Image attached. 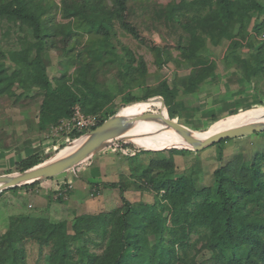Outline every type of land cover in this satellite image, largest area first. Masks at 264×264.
Instances as JSON below:
<instances>
[{
    "label": "trees",
    "instance_id": "trees-1",
    "mask_svg": "<svg viewBox=\"0 0 264 264\" xmlns=\"http://www.w3.org/2000/svg\"><path fill=\"white\" fill-rule=\"evenodd\" d=\"M59 3L0 0V98L8 97L19 103L41 97L36 128L45 140L51 139L50 128L70 118L76 106L86 115L99 117L96 127L113 116L116 112L112 108L105 110L110 103L106 94L109 90H114L115 96L125 103L121 110L157 97L163 101L170 120L189 119L197 108L191 107V101L187 106L178 98L197 99L207 83L220 79L217 62L206 57V53L208 47L223 43H226L221 58L223 68L235 70L240 83L250 86L243 94L251 97L236 99L234 103L227 101L223 107L225 117L264 107L257 89L252 87L253 83L264 80V41L259 40L264 0H143L139 3L60 0ZM58 12L62 23L55 19ZM139 18L156 30L178 33L176 47L187 64L188 75L176 77L171 83L162 80L156 87L145 86V62L118 45L114 33L118 23L123 31L141 40L134 24ZM84 35L89 38L81 52L72 56L58 77L50 78L51 50L72 53L75 48L69 47L70 42ZM151 49L158 67L163 66L168 54L165 48ZM86 55L90 57L87 59ZM72 66L75 68L70 74ZM105 66L115 67L118 82L112 79V84L95 95L92 90L100 86L96 77L98 68ZM135 91H139V96L131 94ZM155 110H161L158 103H147L126 118ZM162 114L167 117L165 110ZM219 120L220 115L210 117L211 125ZM128 132L156 146L172 141L171 129L160 122H136ZM255 134L264 140V132ZM82 135L84 132L74 131L68 135V142ZM231 140L212 145L220 148L218 160L222 159L221 148ZM65 145H60L58 150ZM119 145L133 148L136 144ZM192 153L188 149L156 152L158 157L150 161L149 170H143L138 178L141 182L137 190L154 196L153 203L142 213L134 210L133 203L123 196L124 186L117 183L111 186L119 190L121 207L108 211L110 215L103 223L93 224L87 215L73 218L72 235L66 221L52 223L46 218L12 217L9 229L0 235V264H26L22 245L28 240L38 243L41 251L48 248L44 264H264V149L256 150L251 159L241 153L236 161L217 168L212 174V184L206 187L198 185L197 171L190 169L177 175L172 170V156ZM42 162L31 155L22 162L21 170ZM40 182L8 190L28 189ZM55 199L63 202L62 197ZM90 235L102 242L101 245L93 242L100 247V253L86 247ZM201 252L210 254L208 262L197 261Z\"/></svg>",
    "mask_w": 264,
    "mask_h": 264
},
{
    "label": "rangeland",
    "instance_id": "rangeland-1",
    "mask_svg": "<svg viewBox=\"0 0 264 264\" xmlns=\"http://www.w3.org/2000/svg\"><path fill=\"white\" fill-rule=\"evenodd\" d=\"M52 1L60 5V0ZM141 1L143 0H129L130 3H139ZM55 19L59 23L63 22L60 18L59 12ZM145 19L147 20L149 18L145 17ZM146 20L139 18L134 22L139 30L141 40H137L123 31L118 23H116L114 27L115 42L120 46L122 45L128 48L136 59L141 58L145 62L147 70V76L144 80L145 86L156 87L162 80H168V82L171 83L176 77L180 78L188 75L190 71L185 61L181 58L180 51L176 47L178 33H171L162 28L156 30ZM88 38L89 37L86 35L75 37L69 45V47L72 46L75 48L72 53L62 52V50L57 49L51 50L48 65V74L50 78L58 77L62 73L72 56L76 55L77 52H81V48L87 42ZM153 46L165 48L168 53L165 55V63L161 67H158L157 62L155 61L154 52L151 49ZM225 48L226 43H223L217 47H208V53H206V57L217 62L219 66L218 73L221 75L220 79L216 83H207L205 85V90L200 93L197 99L190 98L189 96L178 98V100L183 99L187 106L191 101V107L197 108L194 113H190L189 119L186 117L177 119L178 124H181L190 130L192 137L204 133L212 126L210 123L211 116L220 115L221 120L227 118L225 117L226 110L223 109V107H226L225 105L227 104V101L234 103L233 101L236 99L245 100L251 98L242 92L244 90L246 91L250 86L240 83L234 69L231 68L226 71L223 68L221 58L224 55ZM243 51H246V49L244 48ZM242 55L244 56L245 54L242 53ZM83 56L85 58L84 53ZM86 57L88 59L90 55H86ZM74 68L75 66L70 67V74L73 72ZM96 77L100 86L92 90V93L95 95L103 92L105 86L112 84V79H115L116 82H118L114 66L99 67ZM252 87L253 89H257L260 99L264 101V80L259 81L256 84L253 83ZM106 94L110 103L105 110L110 108L115 112L126 110H121L124 108L125 103L120 100L119 96H115L114 90H109ZM131 94L133 96H139V91H135ZM40 100L41 97L36 96L32 100L29 98L24 99L19 103H14V99L8 97L0 98V149L7 150V152H3L2 149L0 150V176L13 175L26 171L21 170L22 162L27 160L29 156L35 155L45 162L60 152V150H58L60 145H68L72 142H68V139L67 141L65 139L45 140L43 135L38 132L36 127ZM142 103H158L161 106L159 101ZM132 108H128L127 110L130 111ZM164 110L167 114L166 108ZM154 112L157 113L158 110H155ZM234 116H243L244 118L252 117L256 120H264V107L244 111ZM172 119L174 120L175 118L173 117ZM160 123L163 124L162 122ZM229 127L235 128L236 126H227L226 128ZM171 133L172 135H170L169 138L172 141L182 140L172 129ZM260 137L261 135L254 134L242 139L227 142L223 148H221V160H218L217 158V153L220 151V148L216 146H209L197 153L193 152L192 154H185L183 156H172V170L175 174L181 175L188 172V170L193 169L198 172V185L201 187L210 186L212 184V174L214 170L225 166L229 162L236 161L241 153L244 154L246 159H251L256 150L264 149V140ZM260 139L263 142H261V144ZM148 143L155 145L149 141ZM136 145L132 146L134 151H137L136 155L133 157L123 156L122 153L120 156L118 153L114 151V153H112L111 150H108L106 154L93 156L86 165V168H89V166H92L91 169L99 167L101 173H103V180L105 183H111V181L118 180L117 183L122 184L125 188L123 196L129 202L133 203L134 210L137 213H142L148 210L149 205H151L154 200V196L151 192L137 190V186L139 182H141L138 178L142 171L149 170L150 161L158 157L156 152L186 148L173 147L158 151L149 150L155 152V154H145L142 151L147 150L138 147V144ZM114 167L115 170H118V172L123 174V177L118 176L113 178L114 176L112 175L114 174H112V170ZM79 175L82 176V172L79 173ZM66 176H68V174L56 179L53 178L54 180L51 179L52 181H55V185H57L55 186L57 187L55 188V192L51 191V189H54V186H48L45 181H41L38 186L28 189L3 191L0 194V235H3L9 229V221L12 217L25 215L26 217H31L33 219L46 218L52 223L66 221L68 232L72 235L70 228L74 216L85 214L88 213L87 211H90L92 215L88 216H90L91 223L94 224L98 221L103 223L106 221V217L110 215L107 214V211L121 207L120 193L117 189L114 191L99 189V191L102 192L101 194L88 185L87 190L83 192L84 196L81 195L79 197L80 199L82 198L79 201L82 205H78L76 208H70L72 211H68L67 208H64V202H58L57 200L54 202L56 197H62V201L68 200L69 198L70 191L68 192L63 185L62 187H58V185H61L63 180L66 179ZM41 184L42 186H40ZM81 192V189L76 186L75 191L72 193L73 195H79ZM107 193H110V195L107 196ZM103 195H105V197ZM106 199H108L109 204H107L108 202H106ZM51 201L54 203H51ZM89 239L86 247L92 252L100 253V247L93 243L98 241V238L95 235H90ZM98 242L99 245L102 244V242ZM75 246L76 245L74 244L72 245L73 250L76 248ZM18 247H20V245H18ZM22 247L25 252L26 264H44V256L49 252L48 248H43V251H41L39 244L30 240L26 241ZM209 257L210 254L208 252H201L197 257V261L199 263L208 262Z\"/></svg>",
    "mask_w": 264,
    "mask_h": 264
},
{
    "label": "water",
    "instance_id": "water-1",
    "mask_svg": "<svg viewBox=\"0 0 264 264\" xmlns=\"http://www.w3.org/2000/svg\"><path fill=\"white\" fill-rule=\"evenodd\" d=\"M151 101H159L161 104V111L157 113H143L130 118H122L119 116V112H116L100 126L80 136L78 139L85 138V140L78 148L68 155L54 159L53 161L50 160V158L47 161L18 174L1 175L0 194L8 189L31 185L35 182L46 181L68 171L74 170L77 166L86 162L94 155L104 151L105 149L118 143L126 142L127 137H124L125 133L136 122L154 121L164 123L166 127L172 129L183 140L188 147L186 149L192 152H200L203 149L223 140L239 139L251 136L255 133L264 132V124L251 123L216 133L203 141H200L192 137L190 130L187 127L170 120L168 116L164 117L162 110L165 109V105L160 98H151L142 102Z\"/></svg>",
    "mask_w": 264,
    "mask_h": 264
},
{
    "label": "crops",
    "instance_id": "crops-1",
    "mask_svg": "<svg viewBox=\"0 0 264 264\" xmlns=\"http://www.w3.org/2000/svg\"><path fill=\"white\" fill-rule=\"evenodd\" d=\"M123 143H125V142H123ZM119 144L120 143H118L116 145H113V146L109 147V149L107 148L104 151H102V152H100V153H98L96 155L100 156L101 154H106L108 152V150H111L112 153L116 152L120 156H121V153H122L123 156H128V157H133V156L136 155L137 151H134V148H131V147H128V146H120ZM96 155H94V156H96ZM92 158H90L89 160H91ZM89 160L84 162V163H82L81 165L77 166L74 170L68 171V172H66V173H64L62 175H59V176L55 177V179H56V178H59L61 176H64L65 174H68V176L65 177L66 179L63 180V183L61 185L60 184L58 185V187L59 186L62 187V185H63V186L66 187L68 192L70 191L68 200H64L63 201L65 204H67V205L64 204V208H67L68 211H72L70 208H76V207H78V205L79 206L82 205L79 202L82 198L80 199L79 197L81 195L84 196L83 192H85L87 190L88 185L90 187H93L95 191H98L101 194H102V192L99 191V189H108V190H111V191H114V190L117 189L115 187H112L111 185L117 184L118 180L117 181H111V183H105L104 180H103V173H101V170H100L99 167H95L94 169H91L92 166H89V168H86L87 167L86 165L88 164ZM81 172H82V176L79 175V173H81ZM112 172H113L112 174H114V175H112V176H114L113 178L118 177V176L119 177L120 176L123 177V174L118 172V170H115V167L113 168ZM83 180L85 181V183H84ZM45 183L48 186H50V185H51V187L54 186V189H51V191L55 192V190H56L55 188H57V187H55V186H57V185H55L56 184L55 181H52L51 179H49V180H46ZM45 183H43V184H45ZM40 186H42V184ZM76 186L79 187L81 189V191H82L81 193H79V195H73V193H72L73 191H75ZM109 195H110V193L109 194L107 193V196H109ZM103 196L105 197V195H103ZM54 200H55L54 202H56V199H54ZM54 202L51 201V203H54ZM106 202H108V199H106ZM106 202H105V206H106ZM107 204H109V202ZM61 210H64V209H61ZM87 212L88 213L76 215V216H74V218L78 217V216H81V215H87V216L88 215H92V213H90V211H87Z\"/></svg>",
    "mask_w": 264,
    "mask_h": 264
},
{
    "label": "bare ground",
    "instance_id": "bare-ground-1",
    "mask_svg": "<svg viewBox=\"0 0 264 264\" xmlns=\"http://www.w3.org/2000/svg\"><path fill=\"white\" fill-rule=\"evenodd\" d=\"M144 103H140L136 107L132 108L130 111L124 110L119 112V116L122 118H126L128 115H130L132 112H134L137 108L142 106ZM161 111V110H160ZM251 123H262L264 124V120H256L252 117H246L244 118L243 116H229L225 119L219 120L217 123L213 124L208 130H206L204 133L194 137L200 141H203L204 139L210 137L211 135H214L216 133L231 129L226 128L227 126H236L240 127L243 125L251 124ZM127 137V142L133 143V144H138L141 148H144L145 150H162V149H168V148H188L187 145L183 142V140H177V141H171L170 143L161 145V146H156V145H151L148 143L143 137L140 135H137L136 133L133 132H126L125 136ZM85 138H81L78 140H75L72 142L70 145H67L64 149H62L60 152H58L54 157H52L50 160H54L60 157H64L74 151L76 148H78Z\"/></svg>",
    "mask_w": 264,
    "mask_h": 264
},
{
    "label": "built area",
    "instance_id": "built-area-1",
    "mask_svg": "<svg viewBox=\"0 0 264 264\" xmlns=\"http://www.w3.org/2000/svg\"><path fill=\"white\" fill-rule=\"evenodd\" d=\"M259 40L264 41V22ZM98 119L99 117L96 115L84 114L80 108L76 106L73 109L70 118L63 119L58 124L50 128L51 140L65 139L67 141L68 135L74 131L84 132V134H86L96 127Z\"/></svg>",
    "mask_w": 264,
    "mask_h": 264
}]
</instances>
